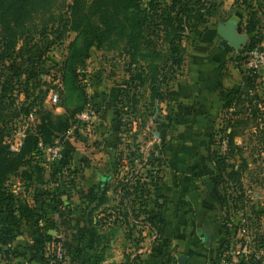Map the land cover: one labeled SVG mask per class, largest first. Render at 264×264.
<instances>
[{
	"label": "rangeland",
	"instance_id": "1",
	"mask_svg": "<svg viewBox=\"0 0 264 264\" xmlns=\"http://www.w3.org/2000/svg\"><path fill=\"white\" fill-rule=\"evenodd\" d=\"M92 1L52 0L50 8L34 19L33 24L40 29L34 38L29 39L33 32L18 35L12 54L6 52L0 59V85L6 76L15 77V88H18V83L22 85L18 93L16 90L13 93L17 96L13 104L6 105L7 128L3 129V143L10 152H19L28 134L41 137L39 131L48 125V121L57 125L60 117H69L68 130L50 131V141L43 143L59 144L62 149L66 146L67 157L51 160L42 149L36 148L31 153L30 163L10 173L5 180L15 206L23 204L32 207L36 194L42 191H46V201L57 206V210H49L37 223L26 221L17 210L10 217L0 208V222L12 230L10 255L13 256L14 252L22 254L26 260L33 258L34 264L41 258L46 259L42 264H92L97 258L102 259L100 264H132L136 255L145 263L144 253L140 250L155 235L154 230L148 227V223L130 220L126 225L120 223L119 218L118 223L108 226L113 222L114 215L106 220L103 216L106 212L101 208L110 210L120 200L118 190L112 192L111 188L123 176L133 175L134 180L139 176L144 181L148 169L158 170V188L153 187L148 197L149 211L155 213V209L165 201V190L171 186L172 172H186L192 164L199 171L211 166L216 172L213 156L224 149L225 142L221 137L237 118L232 114L234 107L239 110L243 105L247 106L245 102L235 100L229 107H224L225 98H235L233 93H229L233 89L230 86L240 83L238 88L242 87V76L249 73L245 55L251 39L257 40L254 48L264 46V0H215L207 22L187 32L182 41L180 54L184 62L180 74L161 85L162 98L152 100L147 85L136 87L132 86L135 82L129 83L130 68L122 51V42L116 48L93 45L81 63L75 62L76 73L71 75L66 72L64 60L70 53L71 45L81 44L79 29L74 23L93 18ZM197 1L191 0L189 5ZM248 4L254 6L257 21L256 31L252 33L245 30L252 12L247 8ZM228 22L235 24L238 34L246 35L238 50L226 43L222 45L216 34L217 26ZM210 35L214 43L210 42ZM156 44H159L157 49L162 48L160 43ZM223 50L227 54L226 60L217 66V61L224 57L220 53ZM215 70L216 80L221 82L228 95L224 94L221 98L214 84L211 91L204 95L207 101L206 105L203 104L204 109H198L199 100L209 90ZM198 80H201V85ZM254 80L255 87L249 88L247 95L249 98L255 96L253 102L264 112V73L257 74ZM53 93H58L59 103H52L49 99ZM90 99L94 116L82 125L78 115L87 110L84 102ZM132 100H135V106L131 105ZM93 102L99 106L92 105ZM258 114L256 119H243L244 122L235 127L233 143L236 145L235 152L240 151L227 158L235 169H240L238 165L243 160L247 167L237 180H224L230 196L244 195L251 227L254 226V210L250 208L264 207V130L259 129L264 125V114ZM2 128L0 124V131ZM61 136H64V146ZM19 142L18 148L13 150L11 146ZM130 151L133 153L131 162L123 156ZM110 159L114 160L110 174L118 173L114 181L109 182L110 201L93 212V221L101 224L96 226V232L107 235L104 248L99 250L93 245L94 235L90 230L92 211L86 200L91 188L97 190L94 184L97 178H92L87 172L97 173L93 170L99 168L98 164L104 166L103 172H107V161ZM24 170L31 172L30 178L22 175ZM135 206H139L137 200ZM113 212L116 216L117 211ZM140 218L142 221L143 217ZM261 220L260 217L259 222ZM37 228L53 231L54 237L59 240L36 245L34 231ZM53 254H60L61 257H57L60 261H53L50 257ZM10 255L7 257L0 252V264H12L13 257L10 258Z\"/></svg>",
	"mask_w": 264,
	"mask_h": 264
},
{
	"label": "trees",
	"instance_id": "2",
	"mask_svg": "<svg viewBox=\"0 0 264 264\" xmlns=\"http://www.w3.org/2000/svg\"><path fill=\"white\" fill-rule=\"evenodd\" d=\"M51 1L52 0H0V43L2 45L0 59L5 56L6 52H8L9 55L12 54L16 42L15 40L18 35H29L33 32L29 39L34 38L35 34L40 31L39 27L33 24L34 19L50 8ZM190 1L191 0H93L91 2L92 16L95 14L93 18L91 20L80 19L74 23L75 28L79 29L78 33L81 38V44L79 46H76L75 43L71 45L70 53L64 60L66 72L71 75L75 74V62L78 61L81 63L87 57L88 49L93 45L96 44L97 46L116 48L118 43L122 42V51L127 56V63L130 68L129 83L135 82L132 86L136 87L137 85H147L151 91L152 100L162 98L163 92L161 91V85L169 80L175 79V77L180 74L183 66L184 60L180 54V47L183 39H185L186 33L192 32L198 25L206 23L210 9L215 5V0H199L194 5H189ZM143 2H145L144 6L142 5ZM247 8L252 9V12H250L249 18L246 21L245 30L248 33H252L256 31L257 27V21H255L254 18L255 10L252 4H248ZM41 26H43V24ZM44 27H47V25H44ZM155 42L160 43V47L162 48L157 49L159 44ZM256 43L257 40L255 41L252 38L246 47L247 52L254 48ZM245 58H247L246 55ZM248 72V75L242 76L244 82L243 86H240L241 88H233L229 92L233 93L235 98L229 100L225 98L224 107H229L235 100L243 101L247 106L243 105V108L239 110H237V107H234L235 112H232V114L237 116V118L229 124V130H226L221 137L225 142L224 149L213 156L214 166L216 168V172L214 171L213 173L215 174V179L220 178L217 183L222 191V202L232 208L233 211L242 212L241 228L250 231L252 235V251L247 254L240 252L237 255L238 258L235 264H262V255L257 257V252L264 249V234L258 231L260 226L259 218L264 210H257V212L254 207L250 208V210H254L252 211V214H254V226L251 227V219L248 217L247 211L245 210L244 195L239 193L237 196H230L227 192L228 188L224 184L225 178L228 180H237V176L241 175L242 170L247 167L244 160L242 164L238 165V167H240L239 170L233 168V165L227 162L229 155L239 154L240 151L236 150L235 152L236 145L233 143V136L236 133L235 127L242 124L244 122L243 119H248L249 117L256 119L259 117L258 112L260 115L264 114V112L260 111L261 109L258 108V104L253 102L255 96L249 98L247 95V90L255 87L254 79L257 77V74L251 73L250 70H248ZM14 79V76H6L5 80L0 85V124L3 127L0 131V208H3L10 217H12L17 210L21 215H24L26 221L34 220V222L37 223L41 216L49 210H57V206L49 204L46 201L44 197L46 191L36 194L34 199L35 204L32 207H27L23 204L15 206L13 194L7 190L5 180L10 173L16 172L20 167H26V165L30 163L31 153L36 150V148L40 150L38 142L45 144L50 141V131L65 132L68 130L69 125L67 122L69 121V117H60L57 125L51 124L48 121V125H46V127L43 126L42 131H39L41 137L43 136V140L41 137L34 134H28L25 136L19 152H10L7 145L3 143V129H5V127L7 128V115L5 111L8 108L7 106L13 104V101L17 97L13 94L14 91L16 90L18 93L19 88L22 87V85L18 83V88H15L16 83ZM216 87L219 89L221 98H223L225 92L222 89L220 81H217ZM226 95L228 94H225V96ZM84 103L88 107V105H91V99ZM94 104L99 106L96 102L92 103V105ZM131 105L135 106V100H132ZM114 108H116L115 105ZM9 116L14 118L10 113ZM84 123L85 122H82L81 124L83 125ZM259 129L264 130V125ZM64 144L65 142L63 141V146ZM210 144L214 143L211 142ZM67 155L68 148L64 146L62 149V157L65 158ZM127 155L123 156L131 162L130 157L133 155L132 151ZM147 161L149 160L147 159ZM229 167L232 168L229 170ZM28 171L29 170L22 171V175H27V178H30L31 172ZM157 172L158 170L156 169H148L143 178V180L147 182L142 181V178L139 176L136 180L133 179V175H129L126 178L123 176L120 182H117V184L111 188L112 192L118 190L120 200L117 206L113 205L110 210L101 208L110 201L108 194L110 190L109 182L103 180L100 182L97 190H95L94 187L91 188L86 200L87 205H90V211H92V213H90L92 221L94 217L93 212L101 208V211L106 212V214L103 215L106 220L114 215L113 222L108 226L118 223L119 218L121 219L120 223L126 225H129L130 220L133 222L148 223L150 229L159 232L163 223V217L158 213H151L148 208V197H150L153 187L158 188L159 180L156 176ZM136 200L139 205L138 207L135 206ZM113 211H117L116 216L113 214L115 213ZM140 217H143L142 221H140ZM92 221L90 230L94 235L93 245L95 248L101 250L107 242V235L98 234L96 232V226L101 224L98 223V221ZM131 227L133 228L134 225L132 224ZM237 227L238 226H235L236 229ZM84 228L83 231L85 232ZM140 231L142 232V230ZM34 234L37 236L35 239L36 245L38 244L40 246L45 241L50 242L52 240H59L58 237H54V235L50 234L48 230L43 231L37 228ZM12 239V230L0 222V252L7 257L12 253L9 247V243ZM240 242H243L241 243L242 246L245 240L243 241V239H240ZM232 246L230 242H223L218 250V258L229 249H233ZM12 257V264L35 263L33 258L26 260L22 254L13 252V256L12 254L10 255V258ZM50 257L53 258V261H60L55 254L50 255ZM101 260V258H97L92 264H100ZM45 261V258H41V260L36 261V264L39 262L42 264ZM136 261H138V264L144 263L138 255L132 258V264H135ZM89 264H91V262H89Z\"/></svg>",
	"mask_w": 264,
	"mask_h": 264
},
{
	"label": "crops",
	"instance_id": "3",
	"mask_svg": "<svg viewBox=\"0 0 264 264\" xmlns=\"http://www.w3.org/2000/svg\"><path fill=\"white\" fill-rule=\"evenodd\" d=\"M214 41L210 35V42L214 43ZM220 53H223L224 57L221 61H217V66L225 62L227 56L225 50ZM186 76L185 74L184 78L187 80ZM216 77L215 70L209 90L199 100L201 104L198 102V109H204L203 104H207L204 95L211 91L212 86L214 87L217 82ZM198 82L199 85L202 84L201 80ZM239 85L240 83H237L230 87L236 89ZM198 94L197 92L196 95ZM170 163L173 164L172 159ZM107 165V172H103L104 166L100 164L98 169L93 170L97 173L87 172L92 178H97L94 180L97 187L101 181H114L118 176V173L111 175L109 171L114 166V160H108ZM170 179L171 186L165 190V201L155 209V213L163 217L161 229L159 232L154 230L155 235L140 250L144 253V264H177L179 256L186 257V264H213L218 258L220 246L226 241L232 243L233 249L238 251V254L252 251V235H249V231L245 228H241L242 212L233 211L222 202V191L217 183L219 180L215 179L211 166L199 171L192 164V168L186 172H172ZM255 209L261 211L264 207L261 205ZM260 217L262 220L258 231L264 234V212ZM235 226H238L237 229ZM246 237L250 238V243L244 251L240 239L244 241ZM259 255H262V264H264V249L257 252V257Z\"/></svg>",
	"mask_w": 264,
	"mask_h": 264
},
{
	"label": "built area",
	"instance_id": "4",
	"mask_svg": "<svg viewBox=\"0 0 264 264\" xmlns=\"http://www.w3.org/2000/svg\"><path fill=\"white\" fill-rule=\"evenodd\" d=\"M246 55H247V60H246L247 69L255 74L264 73V46L261 48H253L249 50ZM49 99L51 100L52 103L59 102L58 93L51 94L49 96ZM92 116H94V112L92 111L90 105H88L87 110L78 115V119L81 122H89ZM20 143L21 142L12 145L11 148L13 150H16L20 145ZM38 146L47 154V156H49L51 160H57L62 158V148L59 144L43 145L42 142H38ZM244 240L245 242L241 247H243L245 251L250 243V238L246 237L244 238ZM237 255H238V251H236L235 249H230L226 251L221 257H219L217 261L213 264H235L238 258ZM57 257H61L60 254H58Z\"/></svg>",
	"mask_w": 264,
	"mask_h": 264
},
{
	"label": "water",
	"instance_id": "5",
	"mask_svg": "<svg viewBox=\"0 0 264 264\" xmlns=\"http://www.w3.org/2000/svg\"><path fill=\"white\" fill-rule=\"evenodd\" d=\"M216 34L220 38V43L222 45L226 43L234 50H238L242 43L246 40V35H240L236 32V27L233 22L219 24L216 28ZM63 137L64 136L61 137L60 141H62ZM49 233L55 235L51 230H49ZM177 264H186V257L179 256Z\"/></svg>",
	"mask_w": 264,
	"mask_h": 264
}]
</instances>
